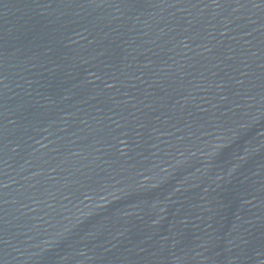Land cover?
Returning <instances> with one entry per match:
<instances>
[{
  "label": "water",
  "instance_id": "1",
  "mask_svg": "<svg viewBox=\"0 0 264 264\" xmlns=\"http://www.w3.org/2000/svg\"><path fill=\"white\" fill-rule=\"evenodd\" d=\"M0 264H264V0H0Z\"/></svg>",
  "mask_w": 264,
  "mask_h": 264
}]
</instances>
